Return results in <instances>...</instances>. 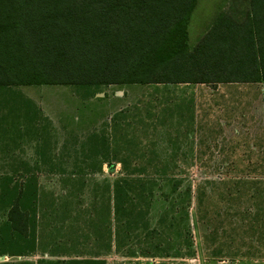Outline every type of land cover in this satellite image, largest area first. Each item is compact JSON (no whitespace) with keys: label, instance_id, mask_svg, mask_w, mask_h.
Returning <instances> with one entry per match:
<instances>
[{"label":"rangeland","instance_id":"1","mask_svg":"<svg viewBox=\"0 0 264 264\" xmlns=\"http://www.w3.org/2000/svg\"><path fill=\"white\" fill-rule=\"evenodd\" d=\"M243 4L197 0L188 23L189 44L219 12ZM15 90L42 114L39 130L22 120L0 137V178L6 172L19 178L27 167L38 181L39 244L30 259L100 252L97 258L105 264H264V95L259 84H128L94 90L20 85ZM115 124L117 138L109 140L110 148H120L133 162L150 161L146 172L132 177L145 179L147 190L152 189V197H133L142 212L147 210L149 224L144 219L130 224L131 233L119 243L115 224L102 223L107 220L106 185L121 175V166L110 160L113 151L91 143L95 135L112 137ZM165 160L174 163L167 178L158 176L151 162ZM172 177L180 180L174 192L167 180ZM188 186L189 220L181 224L179 202ZM166 210L176 212L175 220L169 216L159 224ZM6 217L1 209L0 224Z\"/></svg>","mask_w":264,"mask_h":264},{"label":"trees","instance_id":"2","mask_svg":"<svg viewBox=\"0 0 264 264\" xmlns=\"http://www.w3.org/2000/svg\"><path fill=\"white\" fill-rule=\"evenodd\" d=\"M196 2L0 0V137H4L3 132L19 128L22 120L33 131L40 129L42 114L16 93L15 87L20 85H65L94 90L128 84L214 87L250 83L259 84L264 95V0H244L242 9L219 12L204 34L190 45L188 23ZM110 132L113 135L107 140L103 136L98 140L95 135L96 140L91 143H99L106 152L113 151L110 160L121 166V175L106 185L112 200L109 221L115 224L114 236L119 243L124 234L131 233L130 224H140L143 219L144 224H149L147 210L142 212L133 197H152V189L147 190L145 179L132 175H141L151 166L147 165L150 161L143 165L129 160L116 146L111 149L109 140L117 138L118 124ZM151 162L163 178H167L169 165L174 164L170 160ZM167 180L173 182L171 191H176L180 180ZM183 194L179 219L181 224H188L191 188L188 186ZM38 205V181L33 172L25 167L19 178L14 172L2 175L0 210H6L7 217L0 224V256L37 251ZM175 213L169 215L168 210L164 211L159 224L169 216L174 221ZM103 263L89 258L41 257L35 261Z\"/></svg>","mask_w":264,"mask_h":264},{"label":"crops","instance_id":"3","mask_svg":"<svg viewBox=\"0 0 264 264\" xmlns=\"http://www.w3.org/2000/svg\"><path fill=\"white\" fill-rule=\"evenodd\" d=\"M106 195H107V200H106L107 201V204L105 206V209L107 211V220L105 219L106 222L105 223H102V224H111L110 221H109V219H110L109 213L112 210V207H111V210H110V204L112 205V200H109L110 193H109L108 190H107V194ZM114 239L115 238H112L113 241H115ZM34 253L35 252H33L31 254H28V255H17V256H13V257H17V259L16 260H12V261H6V260L3 259L4 256H10V255H2V256H0V262H13V263H19V262H21L22 264H25L23 262H31V263L35 264V261L36 260L35 259H30V257L33 256ZM95 254H97V255H95L96 257H85V258L95 259V260H102L104 262L103 264H105V260L104 259L97 258V257H99L100 252L99 253H95ZM79 258L83 259L84 257H79Z\"/></svg>","mask_w":264,"mask_h":264}]
</instances>
